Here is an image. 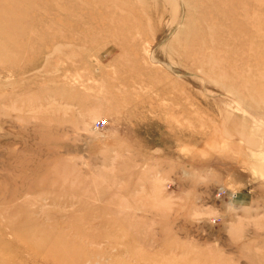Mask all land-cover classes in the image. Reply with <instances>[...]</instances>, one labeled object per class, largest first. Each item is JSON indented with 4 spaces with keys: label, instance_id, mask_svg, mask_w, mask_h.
<instances>
[{
    "label": "rangeland",
    "instance_id": "1",
    "mask_svg": "<svg viewBox=\"0 0 264 264\" xmlns=\"http://www.w3.org/2000/svg\"><path fill=\"white\" fill-rule=\"evenodd\" d=\"M0 264H264V0H0Z\"/></svg>",
    "mask_w": 264,
    "mask_h": 264
}]
</instances>
